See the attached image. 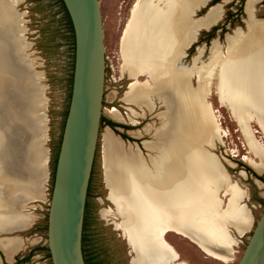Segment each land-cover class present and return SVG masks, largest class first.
<instances>
[{
    "label": "rangeland",
    "instance_id": "obj_1",
    "mask_svg": "<svg viewBox=\"0 0 264 264\" xmlns=\"http://www.w3.org/2000/svg\"><path fill=\"white\" fill-rule=\"evenodd\" d=\"M99 1L106 59L103 117L129 127V130L117 128L116 131L125 134L130 140L123 139L105 124L100 126L90 198V227L86 233L85 248L89 254L97 258L103 257L106 264H130V261L131 264H141L136 261L119 228L121 218L107 200L109 190L104 179L105 136L110 128L126 150L130 149L150 165L151 157H155L156 152L149 149V146L159 142L156 130L163 125L160 115L166 112V106L152 95V112L143 114L140 108L122 102L133 82L123 68V33L137 0ZM122 1L125 3L122 4ZM0 4L7 5L8 9L7 13L2 14L0 9L1 184L8 182L9 175L23 179L31 172L34 179L46 187L48 201L43 204V208L34 202L32 204L35 208L31 209L44 214L37 231L41 244L46 246L47 233L44 226L53 184V161L62 132L64 112L69 105L66 79L70 74V33L63 19L65 14L56 0H21L18 5H14L12 0H0ZM245 4L246 0H207L201 4L194 14L195 19L204 18L217 6H221L222 15L210 26L198 30L194 41L182 54L178 68L193 72L195 65H203L209 60L214 43L224 50L228 36H233L236 31L246 32L248 16ZM254 19L264 20V0L256 5ZM214 28L218 30L214 32L213 38L208 39L207 34ZM16 48L22 53V59L8 55L9 51L12 53ZM146 80V77L139 78L141 83ZM215 81L216 76H213L208 101L216 116L220 137L214 142L213 149L206 144L203 147L216 167L220 183L217 195L220 208L226 207L232 193L237 195V214L214 224V227H219V224L224 226L228 235L236 242L235 260L226 263L216 260L203 253L187 238L169 232L164 237V245L174 248L180 259L187 264H237L264 212V183L256 179L249 169L263 179L264 173L249 165L250 160H259L250 154L230 110L219 102ZM192 84L197 87L196 80ZM131 109L135 112L134 115L130 112ZM251 128L257 140L264 145L263 134L257 123H251ZM109 159L117 167L115 159ZM122 167L126 169L124 165ZM167 256L163 253V263L157 258L149 264H169ZM33 264L51 262L34 257Z\"/></svg>",
    "mask_w": 264,
    "mask_h": 264
},
{
    "label": "bare ground",
    "instance_id": "obj_2",
    "mask_svg": "<svg viewBox=\"0 0 264 264\" xmlns=\"http://www.w3.org/2000/svg\"><path fill=\"white\" fill-rule=\"evenodd\" d=\"M12 1L18 5L21 0ZM206 1L137 0L124 28L123 68L133 79L124 101L150 107L153 95L166 106L160 115L163 125L156 130L159 142L149 146L156 152L150 165L126 150L110 128L105 136L107 200L121 218L119 228L141 264L157 258L162 262L163 253L169 261L187 264L174 248L164 245L169 232L187 238L216 260H235L236 242L224 226L214 224L237 214V195L232 193L226 207L220 208L216 167L203 147L213 149L220 137L208 101L213 76L219 102L230 110L250 154L259 160H250L249 165L264 173V145L251 128V123H257L264 139V20L254 19L260 0H246V32L228 36L224 50L214 43L209 60L195 65L193 72L178 68L198 30L222 15L217 6L204 18L195 19L196 10ZM0 9L1 14L7 13V5L0 4ZM140 77L147 80L141 83ZM108 157L115 159L117 167ZM1 176L0 168V185ZM7 216L0 211V222Z\"/></svg>",
    "mask_w": 264,
    "mask_h": 264
},
{
    "label": "water",
    "instance_id": "obj_3",
    "mask_svg": "<svg viewBox=\"0 0 264 264\" xmlns=\"http://www.w3.org/2000/svg\"><path fill=\"white\" fill-rule=\"evenodd\" d=\"M62 2L73 28L74 69L48 208L46 245L51 264H85V206L104 108V29L99 0ZM8 55L22 59L17 48ZM169 264L179 263L170 260ZM237 264H264V212Z\"/></svg>",
    "mask_w": 264,
    "mask_h": 264
},
{
    "label": "crops",
    "instance_id": "obj_4",
    "mask_svg": "<svg viewBox=\"0 0 264 264\" xmlns=\"http://www.w3.org/2000/svg\"><path fill=\"white\" fill-rule=\"evenodd\" d=\"M122 102L140 108L143 114L152 112L154 107L153 103L149 105L152 106L150 108L141 103H127L124 99ZM14 177L9 175L8 182L0 185V211L8 214V218L0 222V264H15L18 258L25 257L28 258L26 264H33L34 257L44 259L45 262L46 254L39 250L45 245L41 244L37 231L44 214L31 209L35 208L32 204L34 202L43 208V204L48 201L46 187L34 179L31 172L23 179ZM36 253L38 256L34 255Z\"/></svg>",
    "mask_w": 264,
    "mask_h": 264
},
{
    "label": "trees",
    "instance_id": "obj_5",
    "mask_svg": "<svg viewBox=\"0 0 264 264\" xmlns=\"http://www.w3.org/2000/svg\"><path fill=\"white\" fill-rule=\"evenodd\" d=\"M216 1L217 0H213V2H216ZM56 2L58 3V5L61 6L62 11L65 14L63 19L66 21V26L68 27L69 33L71 34L70 37H69L70 47L71 48H70V57H69L70 61H69V65H68L69 68H70V74H68V79H66L67 85L69 86V102H70L71 90H72V82H73V69H74V49H75V46H74V34H73V28H72L71 20L69 18V15H68V13H67V11L65 9V6H64L62 0H56ZM216 30H218V29L214 28L211 31V33H208L207 34V38L208 39L213 38L214 32H216ZM68 107H69V105H68ZM68 107H67L66 111L64 112V118H63V122H62V132H63L65 120H66V117H67V113H68ZM102 124H105L106 126L110 127L117 135L121 136L123 139L130 140L125 134H121V133L116 131L117 128H122L124 130H129L130 129L129 127L124 126V125H120L118 123H115L111 119H108V118L103 117V116H102V119H101V125ZM62 132H61V136H60V139H59V142H58V146H57V149H56L57 153H56L55 159L53 161L54 162V168H53V172H52V174H53V176H52L53 177V182H54L55 167H56L57 155H58V151H59V147H60ZM94 170H95V162H94L92 175H91L89 188H88V195H87V201H86V206H85L84 224H83L82 249H83V257H84L85 264H99V261L97 260L98 258L93 256L92 254H89L86 251V248H85L86 237H87L86 233L88 232L89 227H90V198H91L92 183H93V178H94ZM249 171L251 172L252 175H254V177L256 179H258V180H260L261 182L264 183V179L262 177H260L254 171H252L250 169H249ZM52 187H53V184H52ZM51 193H52V191H51ZM44 231L47 233V217H46V225L44 226ZM39 250H41L43 252H46V258L48 260H50V262H51L49 249H48L47 245L44 246L43 248H40ZM27 260H28L27 257H25L23 259H19L18 258L15 264H26Z\"/></svg>",
    "mask_w": 264,
    "mask_h": 264
},
{
    "label": "flooded vegetation",
    "instance_id": "obj_6",
    "mask_svg": "<svg viewBox=\"0 0 264 264\" xmlns=\"http://www.w3.org/2000/svg\"><path fill=\"white\" fill-rule=\"evenodd\" d=\"M125 3V1H122V4ZM132 260V259H131ZM99 264H106V261L103 257L99 256L98 258ZM131 264V261H130Z\"/></svg>",
    "mask_w": 264,
    "mask_h": 264
}]
</instances>
